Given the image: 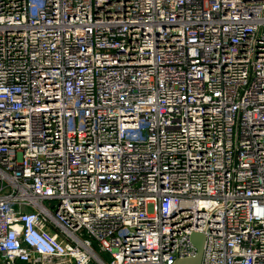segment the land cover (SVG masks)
Wrapping results in <instances>:
<instances>
[{
	"label": "built area",
	"instance_id": "obj_1",
	"mask_svg": "<svg viewBox=\"0 0 264 264\" xmlns=\"http://www.w3.org/2000/svg\"><path fill=\"white\" fill-rule=\"evenodd\" d=\"M264 264V0H0L2 264Z\"/></svg>",
	"mask_w": 264,
	"mask_h": 264
},
{
	"label": "water",
	"instance_id": "obj_2",
	"mask_svg": "<svg viewBox=\"0 0 264 264\" xmlns=\"http://www.w3.org/2000/svg\"><path fill=\"white\" fill-rule=\"evenodd\" d=\"M191 238L197 248L196 254L192 257L178 259L173 264H199L201 262L206 236L203 232H193Z\"/></svg>",
	"mask_w": 264,
	"mask_h": 264
},
{
	"label": "rangeland",
	"instance_id": "obj_3",
	"mask_svg": "<svg viewBox=\"0 0 264 264\" xmlns=\"http://www.w3.org/2000/svg\"><path fill=\"white\" fill-rule=\"evenodd\" d=\"M0 264H2L1 261H0Z\"/></svg>",
	"mask_w": 264,
	"mask_h": 264
}]
</instances>
